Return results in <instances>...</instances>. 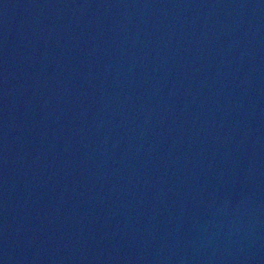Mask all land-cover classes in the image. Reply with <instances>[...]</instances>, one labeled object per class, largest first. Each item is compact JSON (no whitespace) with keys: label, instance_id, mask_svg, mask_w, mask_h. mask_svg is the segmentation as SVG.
Wrapping results in <instances>:
<instances>
[{"label":"water","instance_id":"95a60500","mask_svg":"<svg viewBox=\"0 0 264 264\" xmlns=\"http://www.w3.org/2000/svg\"><path fill=\"white\" fill-rule=\"evenodd\" d=\"M0 264H264V0H0Z\"/></svg>","mask_w":264,"mask_h":264}]
</instances>
